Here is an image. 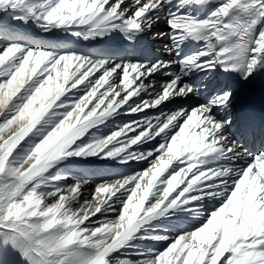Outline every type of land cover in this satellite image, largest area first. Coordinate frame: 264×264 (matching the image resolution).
Wrapping results in <instances>:
<instances>
[{
  "label": "snow or ice",
  "instance_id": "1",
  "mask_svg": "<svg viewBox=\"0 0 264 264\" xmlns=\"http://www.w3.org/2000/svg\"><path fill=\"white\" fill-rule=\"evenodd\" d=\"M162 17L168 59H114L51 38L118 32L134 43ZM156 74L167 77L158 88ZM260 75L264 0H0V264H264V146L249 153L218 115L231 106L230 78ZM202 88V103L162 111ZM150 109L160 114L100 132ZM242 135L264 138V126ZM73 159L146 166L102 177L92 208V181L65 168ZM189 217L200 221L182 227ZM147 241L164 246L139 247Z\"/></svg>",
  "mask_w": 264,
  "mask_h": 264
},
{
  "label": "bare ground",
  "instance_id": "2",
  "mask_svg": "<svg viewBox=\"0 0 264 264\" xmlns=\"http://www.w3.org/2000/svg\"><path fill=\"white\" fill-rule=\"evenodd\" d=\"M131 0H125V3H130ZM22 26V25H21ZM26 28V27H25ZM30 28V27H29ZM167 25L164 22L163 17L161 18V21L159 23H156L153 25V28L151 32H146L145 34L141 35L134 43H130L126 41L122 34L116 32L110 34L108 37L103 38L102 40H96V41H75L74 38L71 37H66L65 40H62L61 42L66 43L70 47H74L80 51L85 52V50H89L90 52H102V53H110L113 54V58H124V59H143V58H148V59H155L157 57L168 59L169 56L167 55L166 51V45H170L171 41L169 40L167 36ZM54 36V35H52ZM57 37V36H56ZM61 37V36H60ZM64 37V36H63ZM55 38V37H54ZM53 38V39H54ZM59 38V37H58ZM62 39V37H61ZM64 39V38H63ZM56 40V39H55ZM89 52V53H90ZM173 70H178V68H174ZM156 87L158 88L159 85L167 79V77L163 76L162 74H156L153 77ZM194 79L199 80V77H194ZM208 77H204L205 82H208ZM217 81H222L216 73L215 79L212 80V83H216ZM249 82V81H248ZM242 95V87L233 89V98L231 102V106L227 110L219 111L218 115L231 119L233 121L232 127H231V132L238 138L240 139L241 143L244 145V147L248 150L249 153L258 151L261 149L262 146H264V140L261 142V137H252V136H245L242 135L243 129L245 128L244 122L239 118L238 114V105L241 99ZM207 96V91L204 90L203 88L201 89V94L199 96L197 95H192L187 98H175L172 100L170 103H166L161 106L162 111L165 113H168L170 111H174L178 108H191L199 103H202L203 100ZM151 97L147 94L142 95L140 98H134L139 102L140 100H146L150 99ZM127 107V106H125ZM160 111L156 109H150L146 113H139L136 115H126L122 112V114L117 117L115 120L109 122L106 127L102 126L100 129L101 133L107 134L111 130H114L117 125L122 124L123 122L129 121V120H139L143 119L145 115L148 117H153L155 115H159ZM99 134V133H97ZM148 145H145L144 148L145 150L147 149ZM71 162V161H70ZM76 163V162H75ZM240 163H243L241 161ZM77 164V163H76ZM91 167H105L104 168V173L100 176L94 175V177L91 176H86L85 175V170H87L84 167H80L75 173H69L70 176H75L76 178H86L90 179L92 183L85 185L83 188V196L84 197H89L88 204L92 207L95 208L97 201L92 200L91 197L95 195V187L97 182L101 180L103 177L104 179L108 180H115L118 178H121L123 176L127 175H132L136 171H139L141 168L146 166V163H137V162H132L129 165H119L115 163H104L100 161H91L81 163ZM71 165V164H69ZM73 166L75 164H72ZM102 165V166H101ZM80 166V165H79ZM85 166V167H86ZM68 166L65 165V168ZM77 167V165H76ZM75 167V168H76ZM69 168V167H68ZM71 169V166H70ZM77 169V168H76ZM103 171V170H102ZM70 172V171H69ZM71 182V180L69 181ZM83 197L81 198V203H84ZM212 207L211 204H206L205 205V210H210ZM95 219V218H93ZM200 221V217H189L188 220L186 221H180L179 223L181 224L182 227H191L193 224H198ZM174 234V230H173ZM141 244L139 247L144 249L148 247H157V248H162L164 246V242H154V241H147V242H139Z\"/></svg>",
  "mask_w": 264,
  "mask_h": 264
},
{
  "label": "rangeland",
  "instance_id": "3",
  "mask_svg": "<svg viewBox=\"0 0 264 264\" xmlns=\"http://www.w3.org/2000/svg\"><path fill=\"white\" fill-rule=\"evenodd\" d=\"M22 24H17L16 25V29L18 30V31H24V32H26V33H28V34H30V35H33V36H35V35H37L38 34V30L37 29H35V27L34 26H25V25H22ZM26 27V28H25ZM30 27V28H29ZM52 35H54V36H52ZM57 36V37H56ZM62 37V39H61V37ZM64 34H62V33H53V34H51V38L53 39L54 37V39H56V40H59V41H62V40H65L66 39V37L64 36ZM59 37V38H58ZM64 38V39H63ZM85 52H90L88 49L87 50H85ZM185 108V107H184ZM91 161L92 160H88V161H81V160H79V159H73L71 162H69L68 164H67V166L69 167H67V169H69L70 170V172L69 173H75L80 167H84V168H86L87 170H92V171H94L95 173H97L96 174V176H100V175H102L103 173H104V168L105 167H91L92 166V164H91V166H90V168L88 167V166H86V165H84L83 166V164L81 165V163H86V162H90L91 163ZM94 161V160H93ZM77 164H76V163ZM69 164H71V165H69ZM72 164H75L74 166L72 165ZM76 165H77V167H76ZM80 165V166H79ZM70 166H71V169H70ZM86 166V167H85ZM77 169H76V168ZM103 170V171H102ZM68 173V174H69ZM91 177H94V175H91ZM141 244H139V246H140Z\"/></svg>",
  "mask_w": 264,
  "mask_h": 264
}]
</instances>
